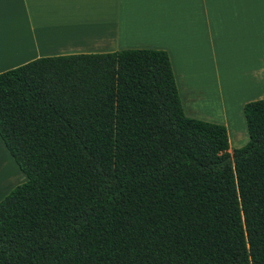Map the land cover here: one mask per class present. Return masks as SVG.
<instances>
[{
	"label": "trees",
	"instance_id": "obj_1",
	"mask_svg": "<svg viewBox=\"0 0 264 264\" xmlns=\"http://www.w3.org/2000/svg\"><path fill=\"white\" fill-rule=\"evenodd\" d=\"M248 141L184 113L156 48L0 72V137L25 175L0 200V264H264V97Z\"/></svg>",
	"mask_w": 264,
	"mask_h": 264
},
{
	"label": "crops",
	"instance_id": "obj_2",
	"mask_svg": "<svg viewBox=\"0 0 264 264\" xmlns=\"http://www.w3.org/2000/svg\"><path fill=\"white\" fill-rule=\"evenodd\" d=\"M229 47L238 71L254 73L249 94L231 106L212 85ZM123 48L165 50L184 113L246 139L243 105L264 96V0H0V72L41 56ZM0 157L1 200L23 179L1 137Z\"/></svg>",
	"mask_w": 264,
	"mask_h": 264
},
{
	"label": "rangeland",
	"instance_id": "obj_3",
	"mask_svg": "<svg viewBox=\"0 0 264 264\" xmlns=\"http://www.w3.org/2000/svg\"><path fill=\"white\" fill-rule=\"evenodd\" d=\"M230 47L228 48V53L230 54L229 57L226 58L222 55V57L219 58L220 59V67L218 69V72L215 71L214 66H213L214 71H212V85L215 88L216 93H219L218 96L221 97L222 94L227 96V100H226L227 106H231V104H234V103L237 105L238 102L240 103V100H243L245 98V96L249 94L248 93L249 91L248 90L244 91V88L248 86L249 81H251V79H253V74H254L253 72H251L252 74L249 75L247 72L241 73L240 71H238V67L236 65V60L234 61V58H231V49L232 48L230 49ZM223 49L225 50L224 47H223ZM212 52H213V50H212ZM263 52H264V48H263ZM215 57L216 56L212 57V56L207 54L205 56V59L209 60L211 58V61L213 64ZM249 63L252 64L251 60L249 61ZM215 81H217V83ZM228 94L230 95V97L228 96ZM262 97H264V96H262ZM207 107H208L207 105L204 106V108H207ZM244 124H245V119H244ZM245 133H246V131L244 132V136L246 137V139L243 140L242 142H239V143L234 142L233 138L230 135H228L229 136V152H231V150L233 148L240 147L248 141V134L245 135ZM0 159H1L2 163H4L6 165V163L3 161L2 157H0ZM6 167H7V165H6ZM16 172L17 171L15 170L14 177H16ZM8 174H6V176H8ZM1 176L2 175H0V177ZM21 176H22L23 180H21L20 182L15 184V186L26 180L25 175H23V173L20 174V177ZM0 179H3V178H0ZM6 179H4V180L6 181Z\"/></svg>",
	"mask_w": 264,
	"mask_h": 264
},
{
	"label": "bare ground",
	"instance_id": "obj_4",
	"mask_svg": "<svg viewBox=\"0 0 264 264\" xmlns=\"http://www.w3.org/2000/svg\"><path fill=\"white\" fill-rule=\"evenodd\" d=\"M0 169H2V170L6 169V166L4 165V163H2L1 159H0Z\"/></svg>",
	"mask_w": 264,
	"mask_h": 264
}]
</instances>
